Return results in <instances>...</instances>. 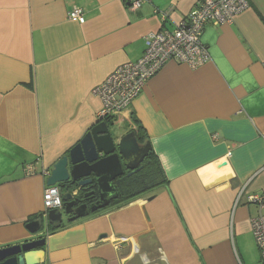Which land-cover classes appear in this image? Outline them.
<instances>
[{
  "label": "crops",
  "instance_id": "crops-1",
  "mask_svg": "<svg viewBox=\"0 0 264 264\" xmlns=\"http://www.w3.org/2000/svg\"><path fill=\"white\" fill-rule=\"evenodd\" d=\"M128 1L0 0V248L44 234L38 264H243L258 208L235 199L264 192V0L207 24L209 61H168L116 116L128 130L115 137L139 121L167 183L36 235L26 228L45 213L52 165L98 123L93 88L198 0ZM73 8L83 23L68 18ZM127 174L113 181L119 196Z\"/></svg>",
  "mask_w": 264,
  "mask_h": 264
},
{
  "label": "built area",
  "instance_id": "built-area-1",
  "mask_svg": "<svg viewBox=\"0 0 264 264\" xmlns=\"http://www.w3.org/2000/svg\"><path fill=\"white\" fill-rule=\"evenodd\" d=\"M143 1L129 0L128 6L136 10ZM248 6V0H198L195 8L172 29L147 34L144 37L142 56L134 62L129 61L117 67L101 84L93 88L92 92L99 96L103 103L98 112V119L115 118L127 109L147 80L168 61L183 63L192 69L207 63L210 57L201 41L204 27L207 24L231 23L234 16L246 10ZM68 18L79 23L84 22L80 8L70 10ZM25 169L28 174L34 172L31 164L25 166ZM242 198L245 203H254L258 208L257 215L250 220V226L264 264V192L244 195L242 189L236 196L235 205ZM43 200L45 213L62 209L63 201L57 185L45 186Z\"/></svg>",
  "mask_w": 264,
  "mask_h": 264
},
{
  "label": "water",
  "instance_id": "water-1",
  "mask_svg": "<svg viewBox=\"0 0 264 264\" xmlns=\"http://www.w3.org/2000/svg\"><path fill=\"white\" fill-rule=\"evenodd\" d=\"M97 122L48 171L46 185L59 187L63 208L57 212L50 210L47 214H41L39 219L29 221L26 228L30 234L36 235L48 227H60L63 225L64 217L67 222H73L107 207L110 199L116 198L119 194L113 185L115 178L124 175L125 171L132 174L141 168L140 165L150 152V143L140 144L134 131H129L116 139L117 137L112 134L115 121ZM93 184L96 191L91 190ZM71 187L84 193V197L97 194L98 202L89 207L85 203H80V198H77L75 190ZM150 188V185H145L135 194ZM44 243L45 237L39 235L21 243L4 246L0 248V264H38L37 256L42 251Z\"/></svg>",
  "mask_w": 264,
  "mask_h": 264
},
{
  "label": "trees",
  "instance_id": "trees-1",
  "mask_svg": "<svg viewBox=\"0 0 264 264\" xmlns=\"http://www.w3.org/2000/svg\"><path fill=\"white\" fill-rule=\"evenodd\" d=\"M112 121L114 120L112 119L107 120L108 123H111ZM136 122H137L136 129H135L136 138H138L139 141H142L145 138V130L142 127V125L139 124L138 120H136ZM167 182L168 180L166 176L164 175V172L162 170L159 160L156 158L153 152H150L147 156L146 163H145V166L141 174H139L138 176H136L135 174L126 179V181L124 182V188H122L123 194L120 196L118 200L112 203L110 207L119 206L129 201L133 197L143 194V193L135 194L134 191L135 190L137 191L138 189L142 188V186L144 185H150L151 186L150 189H153ZM133 192L135 195L133 194ZM105 209L98 210L90 214L95 215ZM51 229H54V228H51Z\"/></svg>",
  "mask_w": 264,
  "mask_h": 264
},
{
  "label": "rangeland",
  "instance_id": "rangeland-1",
  "mask_svg": "<svg viewBox=\"0 0 264 264\" xmlns=\"http://www.w3.org/2000/svg\"><path fill=\"white\" fill-rule=\"evenodd\" d=\"M115 121V125L113 126V130L117 131V132H126L127 127H123L122 126V121L118 122ZM251 213L254 214L255 213V208L254 210H251ZM65 218V217H64ZM243 249L241 250L240 247L238 246V250L239 252H242V255H244V258H241L243 261V264H263V262L261 261V257H260V251L257 247V242L256 239L254 237V235H252V241L251 240H245V243L243 244Z\"/></svg>",
  "mask_w": 264,
  "mask_h": 264
},
{
  "label": "flooded vegetation",
  "instance_id": "flooded-vegetation-1",
  "mask_svg": "<svg viewBox=\"0 0 264 264\" xmlns=\"http://www.w3.org/2000/svg\"><path fill=\"white\" fill-rule=\"evenodd\" d=\"M131 106V105H130ZM129 106V107H130ZM128 107V108H129ZM114 119H116V118H114ZM107 120H110V119H106V120H104L105 122H107ZM108 123V122H107ZM116 133H117V131H115V130H112V134L114 135V136H116ZM119 134V133H118ZM121 136H119V137H117L116 139H119ZM145 163H146V160L144 161V163L142 162V164L140 165L141 166V168L138 170V171H136L135 173H132V174H128V175H126L125 176V178L126 177H130V176H132V175H135L136 174V176H138L139 174H141V172H142V170H143V168H144V166H145ZM124 178V179H125ZM116 185L118 186V189L120 190V192L122 193L123 192V189H122V183L121 182H119V184H117L116 183ZM145 186V185H144ZM143 187V186H142ZM71 189H73V190H76V193H75V195L77 196V198H80V203H85L88 207H89V205H91V204H95L96 202H98V200H99V197L97 196V194H95L94 196H86V197H84L83 196V194L84 193H81V192H79L80 190H77L76 188H73V187H71ZM91 190H94V191H96V186L93 184V187L91 188ZM90 190V191H91ZM120 198V196H119V194H118V196L116 197V198H114V199H110V201H109V205L107 206V207H105V208H108V207H110V205L112 204V203H114L116 200H118ZM87 207V208H88ZM105 208H103V209H105ZM100 210H102V209H100ZM65 219H66V217H65ZM48 229H50V227H48ZM47 230V229H46ZM51 231V230H50ZM50 231H48V232H50ZM39 236V235H38ZM41 236L42 237H45V235L44 234H41Z\"/></svg>",
  "mask_w": 264,
  "mask_h": 264
},
{
  "label": "clouds",
  "instance_id": "clouds-1",
  "mask_svg": "<svg viewBox=\"0 0 264 264\" xmlns=\"http://www.w3.org/2000/svg\"><path fill=\"white\" fill-rule=\"evenodd\" d=\"M115 118H117V117H115ZM99 120V119H98ZM97 120V121H98ZM112 120H115L114 118H112ZM99 121H104V120H99ZM61 193V192H60ZM61 198H62V196H61ZM62 208H63V206H62ZM60 211H62V209L60 210ZM49 212V211H48ZM57 212V211H56ZM44 214H47V213H44Z\"/></svg>",
  "mask_w": 264,
  "mask_h": 264
}]
</instances>
